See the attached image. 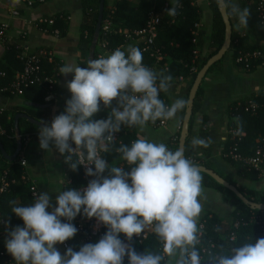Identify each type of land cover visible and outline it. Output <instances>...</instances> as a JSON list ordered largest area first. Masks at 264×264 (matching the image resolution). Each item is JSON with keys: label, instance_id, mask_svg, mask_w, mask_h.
<instances>
[{"label": "clouds", "instance_id": "clouds-1", "mask_svg": "<svg viewBox=\"0 0 264 264\" xmlns=\"http://www.w3.org/2000/svg\"><path fill=\"white\" fill-rule=\"evenodd\" d=\"M172 3L173 7L167 10L169 16L176 15L178 0ZM231 11L238 16L239 24L246 26L248 9L241 11L232 5ZM59 71L72 74L67 82L71 97L50 126L40 128L39 146L48 149L51 142L61 154H70L66 157L69 161L72 154L77 155V163L85 165V175L97 179L91 180L83 191H61L54 205L49 194L43 192L32 205L11 209L23 221V226L15 227H10V221L5 222V247L15 264H122L125 256L129 264H159L160 256L137 254L119 239L123 233L130 240L153 222L168 255L177 248L186 250L185 246L194 245V218L201 211L197 200L201 175L183 157L182 150L172 152L163 143L136 139L130 147L121 145L118 149L121 158L135 167L128 173L112 167L108 177L101 175L108 165L99 152L108 151L105 141L111 142L112 134L122 124L143 126L150 120L154 123L157 119H172L185 107L184 99L168 106L159 98L160 91L168 89L164 81L171 80V76L161 80L158 88L155 73L143 64L141 50L131 45L126 50L116 48L106 56L89 59L86 67L66 64ZM129 91L133 94L129 95ZM113 100L119 107L112 108L106 119H91L99 112L101 102L108 108ZM193 143L208 146L201 139ZM77 163L71 164L73 170ZM77 215L95 217L107 230L98 242L84 244L79 251L68 247L62 255L55 245L77 233L71 223ZM182 264H199L195 249L190 260L185 259ZM219 264H264V238L236 249L231 258L221 257Z\"/></svg>", "mask_w": 264, "mask_h": 264}, {"label": "trees", "instance_id": "trees-1", "mask_svg": "<svg viewBox=\"0 0 264 264\" xmlns=\"http://www.w3.org/2000/svg\"><path fill=\"white\" fill-rule=\"evenodd\" d=\"M178 3L181 4V10L178 14L176 10V15L174 16L176 17L175 23L170 22L173 16L168 17L167 15H165L162 17L161 15V25L159 26V32L158 37L156 39V43L168 56L169 63L166 64L165 61L162 64L161 62V66L159 65L158 67L153 69V72L157 77L156 84L158 88L161 80L168 76H171V80L164 81L167 85L171 83L174 78L186 77L189 79L190 87L197 71L202 67L206 60L218 50L224 38V24L216 7L217 1L211 0L213 20L212 31L209 39L210 48L208 52L203 56L199 54V52L198 55H195L193 51L198 50V44L200 40L199 29L195 26L199 23V11L195 6L191 4L190 0H178ZM98 5L99 0H81L82 18L80 23V37L77 42L78 63L81 67L87 66L89 47L94 30ZM152 7H154V10L156 12H159V9L155 6L153 0H138L136 10L128 13H123L115 10L112 19L113 30L105 37L107 41V47L109 49H114L115 45L121 44L124 41L123 35L125 32L142 28L147 19V14L149 10L152 9ZM254 9L255 5H250V11L247 17V26L249 27L251 32L261 37L264 42V26L260 23ZM108 12L109 9L105 6L102 22L104 21ZM43 26V24H38V27ZM51 29H58L59 37H63L68 29V20L64 19V17L60 16L59 14H55L53 25L49 27L48 30ZM241 36L236 33L234 29L232 30L231 43L230 48L228 50L231 53L232 63L235 67L238 68L243 67L233 62V57L236 53L235 48H237V44H239L238 47L242 48L243 50H249L253 48V46L246 45L242 41L243 36ZM102 39L103 32L102 30H100L94 53V59L100 57V44ZM3 47L5 51L6 63L0 65V70H4L6 75L5 77H0V89L4 87H9L14 72L16 70L21 69V63L16 58V53L18 50L17 45L5 43L3 44ZM258 48H264V43L262 45H259ZM143 61H147L145 56H143ZM220 61L213 64L209 68L208 72L218 66ZM60 66L62 67L61 63ZM42 67L46 69L47 72L52 74H56L58 72L57 65L53 63H48L45 60L42 61ZM253 67L254 66L252 65L248 68L243 69L252 70ZM58 73H60V71ZM165 92L166 91H160L159 98L162 99L164 103L169 106ZM46 93L47 91L44 87L33 85L23 88L21 91V96L29 103H35L42 106L43 109L39 110L40 115L42 114V121L50 125V122L56 115L53 117L49 116L48 103L50 101H47L45 99ZM201 93L202 92L199 87L193 103V113L189 121V131L191 130L194 112H196L199 107ZM186 99L187 95L185 96L184 100ZM248 100H251L258 105V108L256 109L255 113H252L251 111H245L243 109L244 105L247 104ZM118 107L119 105L116 100H113L112 105L108 108H106L103 105V102H101L99 112L94 114L91 119H106L110 115L112 108ZM184 108L182 109L181 119L183 117ZM20 109L21 108L12 107L7 110H3V112L0 113V126L4 131V133H0V142L8 154H12L15 150L16 140L13 127V118L17 111H19ZM226 118L227 128L235 127L241 134V140L238 143V152L241 155L250 156L256 147L264 144V140H254L257 134H262V136H264V94L262 92H258L256 94L250 95L249 97L229 102L226 107ZM161 120L163 119H157L154 123L159 124ZM22 124L28 126L29 129L23 130L22 128H20ZM207 124L208 120L204 116L202 118L201 126L199 128L198 137L199 139L204 140L208 145L207 147L199 145L201 150L204 151L205 155L209 152ZM127 126L128 125H125V128H127ZM19 130L21 133V137H23L25 134H30L33 130H40V127L30 124L22 118L19 120ZM125 133L126 130L121 134L120 138L112 140L111 142L105 141V144L108 147V151L102 152V158L107 163H110L112 161H119L121 153L118 151V149L121 147V145H129V142L126 141V139H124L123 137ZM105 135H107V133H105ZM178 135L179 133H177L175 136H172L169 141L165 144L168 149L172 152L177 151ZM226 135V141L222 147L221 155L224 152H227L230 146L233 144V140L230 138V135ZM71 143L74 145L73 142ZM23 148L24 144H22L21 151L23 150ZM83 151L86 155V150ZM68 155L70 154H67V156ZM19 156L20 154L14 161L7 162L8 165L6 168L8 169V180L10 181V183L8 184L7 188L0 193V217H2L5 222L10 221V227H15L17 225L23 226L22 219L18 218L11 211V209L15 206H30L35 202V199L31 196L30 182L22 178V175L25 174V170L18 163ZM184 157L185 159L189 160L192 164L204 165L207 168H211L210 164L205 162L202 158L196 157L192 153L189 146L188 137L184 146ZM222 158L227 161L230 165H232L236 169L237 174H239L240 176L248 178L250 180H256L258 179V177H260V172L258 170H255L250 166L244 165L241 162H235L228 157ZM72 163H76V158L73 155L70 161L67 160L66 172L70 178V182L67 188H65V190H68L69 188H76L83 184L84 181L79 166L77 165L76 170H73L71 167ZM133 167H135L134 164H128L123 162L122 169L126 173L130 172ZM218 174L223 176L219 172ZM200 175L201 184L215 188L223 198L227 199L228 202L233 205V220L230 224H226L225 222L220 220L216 215L206 212L200 220V222H202L203 224V238L201 242H194V245H188L186 249L190 250L191 252L193 251V249H195V251L199 255L201 248L206 245L208 240H211L214 243V246L211 249V252L204 256L200 264H219V259L221 257L231 258L233 255H235L236 249L246 244H254L259 238H264V224L260 217L259 210L251 209L249 206L243 204L241 200L238 199L231 191L217 184L208 175L204 173H200ZM223 177L230 184L235 185L239 189V191L242 192L249 200L256 203L264 202V190L255 191L251 189H244L241 186H238L231 177ZM94 178L97 179V177ZM11 180H13V182H11ZM236 221L239 222V225L234 228L233 223ZM71 223H73L74 225V221H71ZM106 230L107 229L105 227L104 234ZM232 232H235L237 235L235 241H229L228 239L229 235ZM142 233L143 232H141L140 234ZM6 236L7 232L4 236L0 238V252H3L6 257H11V255L7 253L5 247ZM127 240L129 239L127 238ZM129 241H132L134 243V245L136 246V251L140 250V255L151 254L160 256L161 259L159 261V264L165 263L162 253L159 250L161 237L156 234L155 228L151 229L142 239H138L136 237V234H133L132 238ZM138 242L140 244H138ZM145 251L148 252L145 253ZM183 253L181 257V264L185 260ZM2 261L3 259L2 257H0V264H2ZM122 264H129L127 256L123 258Z\"/></svg>", "mask_w": 264, "mask_h": 264}, {"label": "crops", "instance_id": "crops-1", "mask_svg": "<svg viewBox=\"0 0 264 264\" xmlns=\"http://www.w3.org/2000/svg\"><path fill=\"white\" fill-rule=\"evenodd\" d=\"M224 1L232 25V30L234 29L236 33L243 36L242 41L246 45L253 46V48H258L259 45H262L264 43L263 39L251 32L247 24L246 26L240 25L238 16L231 11L232 5L238 6L241 11L244 8H247L248 11H250V2L247 0ZM153 2L159 9L158 13L162 15V17L165 15L171 17L168 15L167 10L172 7V0H154ZM190 2L198 9L200 15L198 23V29L200 32L198 52L203 56L210 48L209 39L213 20L211 0H190ZM137 5L138 0H105L106 8L114 7L115 10L123 13L136 10ZM9 9L17 10L18 15L9 16ZM55 14H59L63 16L64 19L68 20V29L63 37H55L39 30L38 28V18ZM81 18V0L36 1L31 7L25 6L20 0H0V23H8L9 25L8 29L5 31V43L16 44L17 47H19V50L24 52H30L41 48L50 50L54 58L58 60L62 66L66 64L80 66L78 63L77 42L80 37ZM110 53L111 52L108 51L105 53V56ZM164 56L162 64L165 61L166 64H168L169 58L165 53ZM5 63L4 47L0 44V65ZM253 66L252 70L235 67L232 63L231 53L230 51H227L218 66L207 72L199 86L202 93L199 107L196 112H194L192 118L188 141L192 153L196 157L202 158L205 162L210 164L211 169L215 172H219L223 176L231 177L238 186H241L244 189L262 191L264 190V176H260L256 180L242 177L237 174L236 169L225 161L221 155V150L227 136V104L241 98L249 97L258 92L264 94V66ZM71 79V73L67 75L59 73L54 91L55 98L48 103L50 117L64 111L66 101L71 97V93L67 88V82ZM188 90V78H174L172 82L168 84V90L165 92L169 106L177 99H184L188 94ZM12 107L21 108L17 113L22 112L36 120L42 121V114L40 115L39 113V110L43 109L42 106L27 102L21 96V92L10 93L8 91L0 90V108L7 110ZM181 113L182 109L178 110L172 119L166 120L164 125L153 123L150 120L143 126H127L126 133L123 137L129 142V147L136 139H145L157 144H166L172 136L179 133L182 120ZM204 116L208 120L207 132L209 139V152L206 155L198 144L193 143L195 139H199V128ZM20 128L23 130L29 129V127L24 124H22ZM39 131L40 130H33L29 134L30 139L21 151L20 156L26 161L24 170L27 180L30 184L35 186L38 195L47 192L54 205L55 197L59 195L61 191H64L70 182V178L66 172L67 154H61L51 142L48 149L40 148ZM259 139L263 141L264 136H262V134H257L254 140L258 141ZM7 162L8 161L2 156L0 157V176L2 171L6 169L8 165ZM123 162L127 163V161L123 160L120 156L119 161L107 163L108 167L105 169V172L102 173V176L108 177L112 167L122 168ZM80 186L76 187V189ZM197 200L201 205V211L199 215L194 218L196 225L200 222L202 216L206 212L216 215L226 224L232 222L234 207L227 199L223 198L215 188L201 184V192L197 197ZM51 210L52 209L50 208L49 211ZM260 217L264 224V210L260 211ZM61 219L63 222H67L64 218ZM150 230L151 228L146 225L142 232L147 234ZM119 239L136 251L134 243L127 240V237H125L123 233L119 234ZM64 243L66 246H63V244L55 245L62 255L68 247L73 248L74 251H79V239L76 234L73 238ZM138 244L140 243L138 242ZM183 251L184 250L177 248L172 255H168L164 251L162 254L165 261L164 264H181ZM147 252L148 251H145V253ZM136 253L140 254V250L136 251Z\"/></svg>", "mask_w": 264, "mask_h": 264}, {"label": "built area", "instance_id": "built-area-1", "mask_svg": "<svg viewBox=\"0 0 264 264\" xmlns=\"http://www.w3.org/2000/svg\"><path fill=\"white\" fill-rule=\"evenodd\" d=\"M43 2L44 0H20L22 4L25 6H32L34 2ZM154 1V0H153ZM250 4L255 5L254 11L257 14V17L260 21V23L264 26V0H248ZM109 12L106 15L103 22H101V28L103 32V39L100 44V50L101 53L99 56H105V53L108 51L112 52L116 48H120L121 50H126L128 46H135L138 47L143 56L147 59V63L143 61V64L151 69L153 71L156 66H158L162 60L164 59V53L163 50L157 45L156 39L158 37L159 32V26L161 25V15L154 10V7H152L151 10H149L147 14V19L145 21V24L142 28L134 29L128 32H125L123 35L124 41L121 44H118L114 47V49H109L107 47V41L105 37L113 30V16L115 13V8L111 7L108 8ZM177 14L180 13L181 10V4L178 3V6L176 7ZM9 16H17L18 11L14 9L8 10ZM61 16V15H60ZM63 17V16H62ZM175 18L173 17L171 19V23H175ZM54 22V15L52 16H41L37 19V24H43V27H38L39 30L46 32L48 34H51L55 37H59V31L58 29H51L48 30L49 27L53 25ZM198 27V25H195ZM9 25L8 23H0V44H5V31L8 29ZM239 44H237V48H235L236 53L233 57V62L235 64L243 67L248 68L252 65H261L264 66V48H252L249 50H243L242 48L238 47ZM17 53L16 58L21 63V69L16 70L14 72L13 78L9 84V87H4L0 90L2 91H8L10 93H20L23 88L37 85L42 86L47 91L45 95V99L47 101H53L54 100V91L57 85V78L59 76V69H60V62L56 61L54 58L52 52L50 50L46 49H36L34 51L30 52H24L19 50V47H17ZM193 53L195 55H198V50H194ZM45 60L48 63H53L57 65L58 72L56 74H52L47 72L46 69L42 67V61ZM6 73L4 70H0V77H5ZM157 86V84H156ZM129 95H132L129 91ZM135 95H141V94H135ZM258 108V105L248 100L247 104L244 105L243 109L245 111H251L252 113L256 112V109ZM122 110V109H121ZM3 112V109L0 108V113ZM63 112V111H62ZM60 112V113H62ZM59 113V114H60ZM166 122L165 119L161 120L159 122L160 125H164ZM126 130L125 125L122 124L120 126V130L118 132H114L113 139L116 140L120 138L121 134ZM0 133H4L3 129L0 126ZM226 134L230 135V138L233 140V144L230 146L227 152H224L222 154V157H228L231 160L235 162H241L244 165L250 166L254 168L255 170H258L260 172V176H264V144L258 146L255 148L253 153L250 156H243L238 152V143L241 140V134L235 127H229L226 130ZM30 139L29 134H25L22 137V144L24 146L27 145L28 141ZM70 146L75 148V146L69 142ZM102 152H99L100 157L102 158ZM21 153V152H20ZM19 153V154H20ZM66 154H69L68 152H65ZM76 158V163L78 161V156L75 154H72ZM18 163L24 168L26 165V161L22 156H19ZM79 166L82 178H83V184L78 188V190L83 191L84 188L87 186V184L95 179L94 176H86L85 175V165L77 163ZM90 167L94 168V165H88ZM126 173V172H125ZM22 178L27 180L26 175H22ZM13 182V180H11ZM129 184L131 183L130 178H128ZM10 181L8 180V169H4L2 171V174L0 176V193L3 192ZM30 192L31 196L36 200L38 197L37 190L34 185L30 184ZM74 226L78 229L76 235L79 239V249L82 245L87 243H95L98 242L99 239H101L104 235V228L105 226L99 223L95 217L88 219L84 217L83 215H77L74 218ZM239 225V222H234L233 227L236 228ZM151 229L155 228V222L153 224L148 225ZM202 229L203 224L202 222H199L196 227V241L197 243H200L202 240ZM6 233L5 230V221L2 217H0V238L4 236ZM146 236V233L142 234H136V237L138 239H142ZM236 233L232 232L229 235V241H235L236 240ZM63 246H66L65 243H63ZM214 243L211 240H208L206 245L203 246L199 253V264L203 260L204 256L209 254L211 252V249L213 248ZM159 250L161 253H164V241L161 238L160 241V247ZM233 250V249H232ZM190 254L191 251L186 249L184 250V257L185 259L190 260ZM0 257H2L3 261L2 264H14V260L12 257H6L3 252H0Z\"/></svg>", "mask_w": 264, "mask_h": 264}, {"label": "water", "instance_id": "water-1", "mask_svg": "<svg viewBox=\"0 0 264 264\" xmlns=\"http://www.w3.org/2000/svg\"><path fill=\"white\" fill-rule=\"evenodd\" d=\"M216 1H217V4H216L217 10L224 24V38L218 50L213 55H211L206 60V62L202 65V67L197 71L195 78L191 86L189 87L187 99H186L187 103L184 108V113H183L182 121H181L180 128H179L178 146H177V150H182L183 157H184L185 142L189 135V121L192 117L193 103H194L197 90L201 84V81L207 74L209 68L216 62L220 61L225 56L226 52L230 48L232 25H231V22L227 14V10H225L226 8L225 1L224 0H216ZM104 8H105V0H99L94 30H93L92 39L90 42V47H89L88 60L94 59V53H95V49H96V45H97V41L99 37V32L101 28ZM20 118H24L30 124H33L40 128L45 125L50 126L49 124H46L40 120H36L28 116L25 113H22V112L16 113L13 118V127H14V134H15V140H16V146H15L14 152L12 154H8L0 142V154L8 162L14 161L19 155L21 148H22V137H21V133L19 130V119ZM193 165L198 168L200 173H204L208 175L217 184L231 191L246 206H249L251 209H257L259 211L264 210V202L256 203V202L249 200L242 192L239 191V189L235 185L230 184L223 176L219 175L213 169L207 168L204 165H197V164H193Z\"/></svg>", "mask_w": 264, "mask_h": 264}]
</instances>
